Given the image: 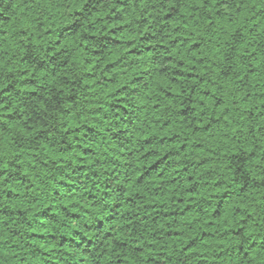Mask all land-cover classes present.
Wrapping results in <instances>:
<instances>
[{
	"label": "trees",
	"instance_id": "16d2710c",
	"mask_svg": "<svg viewBox=\"0 0 264 264\" xmlns=\"http://www.w3.org/2000/svg\"><path fill=\"white\" fill-rule=\"evenodd\" d=\"M0 264H264V0H0Z\"/></svg>",
	"mask_w": 264,
	"mask_h": 264
}]
</instances>
